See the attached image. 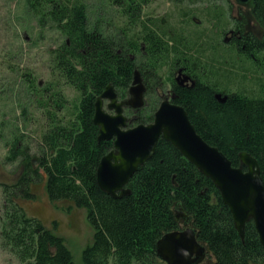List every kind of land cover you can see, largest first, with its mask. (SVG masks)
<instances>
[{"label": "trees", "instance_id": "1", "mask_svg": "<svg viewBox=\"0 0 264 264\" xmlns=\"http://www.w3.org/2000/svg\"><path fill=\"white\" fill-rule=\"evenodd\" d=\"M169 1L176 6L206 1L211 9L221 2ZM111 4L129 21L142 23L146 54L140 65L139 59L131 60L140 53L137 37L128 40L122 33L112 36L98 26L93 32L82 0H26L40 23L50 22L64 36L52 63L80 98L61 120L50 108L53 105L64 111L66 100L60 94L47 98L43 106L49 125L41 135L37 153L33 154L20 138L10 145L7 161H20L23 173L15 184L2 185L3 249L19 264H74L66 241L40 220L27 216L18 204L19 200L35 201L32 187L45 180L50 202L69 201L86 211L94 236L82 253L83 264H165L157 257V243L181 230L175 219L177 205L192 218L198 240L207 247L214 264H264V250L254 224L246 225L242 241L213 183L163 140L154 157L130 180L129 196L114 199L103 193L97 184V169L114 150V140L99 143V129L93 123L96 100L107 86L113 85L123 100L136 68L146 83L157 87L166 72L165 79L173 83V72L182 66L195 87L179 89L175 104L185 109L197 133L218 148L233 167H239L241 153L257 160L264 183V83L260 82L257 91L245 88L232 92L241 78L244 82L247 79L244 62L264 79V0H252L262 39L249 35L242 43L245 50L241 45L238 51L216 49L214 58L207 56L210 51L201 36L189 38L181 32L193 22L189 12L182 13L179 26L174 28L171 24H146L169 21L166 18L141 20L142 0H111ZM220 13L215 16L219 22ZM217 95L227 98L226 102L217 100ZM156 109L155 105L146 107L141 115L145 111L149 114L132 118L129 127L152 123Z\"/></svg>", "mask_w": 264, "mask_h": 264}, {"label": "rangeland", "instance_id": "2", "mask_svg": "<svg viewBox=\"0 0 264 264\" xmlns=\"http://www.w3.org/2000/svg\"><path fill=\"white\" fill-rule=\"evenodd\" d=\"M82 1L87 6L90 27L98 26L102 32L112 36L121 33L122 30H126L130 36L139 31L136 25L131 26L128 18L111 4V0ZM142 2L144 7L141 20L166 18L175 28L179 26L182 13L189 12L190 19L194 21L189 22L182 33L189 38L201 36L210 51L207 53L208 57L213 56L216 49L223 53L225 50L228 51V47L222 44L221 34L226 24L213 17L214 13L208 8V2L185 3L181 6H176L169 0ZM212 9L214 11V8ZM221 9L226 13L225 5ZM249 14L253 16L250 11ZM236 15L237 13L233 12V16ZM254 21L252 17V22L256 25ZM44 24L29 11L26 0H0V228L3 207L2 185L15 184L23 171L20 161L15 163L7 161L10 145L16 138H20L33 154L37 153L41 135L49 125V120L46 119L47 108L43 106L47 98L51 99L55 94H60L66 100L64 111H54L56 108L53 105L50 108L51 112H56L60 120L72 112L74 103L80 98L79 93L60 78L52 63L54 52L65 38L50 22L45 21ZM258 26L256 25L262 34ZM143 61V58H140L138 65ZM242 64H244L242 68L246 70H243V74L246 73L247 79L244 82L241 78L244 84L239 82L232 87V92L245 88L257 91L260 82L264 83L263 76L256 74L249 63ZM166 73L163 75L164 79ZM31 82L34 87L30 88ZM155 91L154 86L149 93L148 107L155 105L158 108ZM148 114L149 111H145L137 116L142 118ZM129 115H127L129 118L134 116ZM32 193L36 200H19V206L24 209L27 216L40 220L47 229L53 230L66 241L73 255L74 264H83L82 253L93 243L94 236L93 229L87 222L86 211L78 209L69 201L50 202L45 191V180L35 184ZM180 225L185 228L183 223ZM0 264H19L13 255L3 249L1 239ZM203 264H214V259L209 255Z\"/></svg>", "mask_w": 264, "mask_h": 264}, {"label": "water", "instance_id": "3", "mask_svg": "<svg viewBox=\"0 0 264 264\" xmlns=\"http://www.w3.org/2000/svg\"><path fill=\"white\" fill-rule=\"evenodd\" d=\"M237 1L247 4L250 0ZM188 81L185 77L180 85ZM145 92L141 73L136 70L127 101H119L112 85L96 100L93 123L99 129L98 142L114 140V150L101 160L97 169L100 190L114 199L129 196L130 180L154 157L163 140L213 183L229 208L242 241L246 225L254 224L264 250V183L257 160L241 153L239 167H233L218 148L210 146L197 133L185 109L171 104L169 98L156 111L153 123L128 128L125 110H142ZM216 98L221 103L227 100L220 95ZM175 219L185 228L165 235L157 243V257L165 264H203L210 255L209 250L199 242L193 220L181 205L176 206Z\"/></svg>", "mask_w": 264, "mask_h": 264}, {"label": "flooded vegetation", "instance_id": "4", "mask_svg": "<svg viewBox=\"0 0 264 264\" xmlns=\"http://www.w3.org/2000/svg\"><path fill=\"white\" fill-rule=\"evenodd\" d=\"M224 5L227 8L226 13L222 12L223 10L221 9L222 7H224ZM249 7H251L249 9V11L253 14L252 0H250L249 3H247V4L239 3L237 0H221V2H219L218 5L214 8V11H213V9H211L212 12L214 13L213 17H215L217 15V12H221L220 14H222V15L220 18V22H225V24H226V26L221 31L222 42H223L222 44H224V46H226L230 49H234L235 51H238L239 46L241 45L242 46L241 48L243 50H245L246 47L242 43L245 39H247L246 38L247 36L252 35L257 39H262L263 33L262 34L259 33V31L256 27V25L258 26L257 22L254 21L256 23V25L252 22L253 16L251 14H249V11H248ZM233 12L237 13V15L235 17L233 16ZM129 23L131 26L136 25V27L138 28L139 31L134 33L132 36H130V34L126 30H124V31L122 30L120 32L122 34H125L128 40H131V39L133 40L134 38L137 37L140 53L136 54L135 56L132 55L131 60H134L136 58L140 59V58H142L143 55L146 54V45H145L144 35H143L144 29L142 28L141 22L129 21ZM157 23L163 24V25H169L170 24L169 21L146 22V24H148V25L157 24ZM258 28H259V26H258ZM92 30H93V32L96 31V29H94V28ZM136 70H138L140 72V70L138 68H136L134 70V73ZM141 77H142L143 83H144L145 88H146V92H145V96H144L145 106L142 109V110H144L149 105V103H148L149 93L153 90L155 85H153L151 83H146L144 81L142 73H141ZM185 77L189 78V81L186 83H183V86H181L180 83L183 82ZM133 79H134V77H133ZM172 81H173V83L168 82L166 79H163L160 86L156 87V93H157V98H158V102H157L158 108L156 109V111L159 109L160 105L165 101L166 98L170 99L171 104L177 105V104H175V102L178 99L176 92L179 89H190V88L195 87V81L191 78V76H189V74L185 71V69L182 66H179L177 68V70L175 72H173ZM132 82H133V80H132ZM132 82H131L129 88L127 89L128 94H127L126 98L124 100L119 99V101H127L130 98L129 91H130V88L132 86ZM192 82L194 83V87H192ZM114 89H115V87H114ZM161 90H162V93H161ZM115 92H116V89H115ZM173 96L176 97L175 100L172 99ZM118 98H119V96H118ZM105 104L107 105V102H105ZM55 108H56V111L58 110L57 112L62 111V110L58 109L57 106ZM142 110L135 112L133 110L126 109L125 110V116L127 118H129L127 115L132 114V115H134L132 118L136 119L138 117L137 115H139L142 112ZM47 116H48V113L46 114V119H47ZM132 118H129V123H130V120ZM134 127H136V126H134ZM134 127H132V128H134ZM128 128H131V127H129V125H128ZM22 173H23V171H22ZM181 230H183V227H181Z\"/></svg>", "mask_w": 264, "mask_h": 264}]
</instances>
